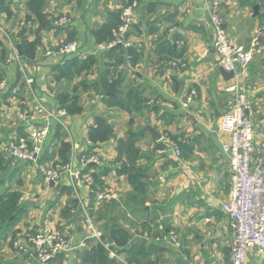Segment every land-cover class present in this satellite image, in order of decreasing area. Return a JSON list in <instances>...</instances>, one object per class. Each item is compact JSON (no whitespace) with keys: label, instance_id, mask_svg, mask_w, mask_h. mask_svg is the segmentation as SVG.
Returning <instances> with one entry per match:
<instances>
[{"label":"crops","instance_id":"obj_1","mask_svg":"<svg viewBox=\"0 0 264 264\" xmlns=\"http://www.w3.org/2000/svg\"><path fill=\"white\" fill-rule=\"evenodd\" d=\"M254 1L137 0L134 27L127 36L130 48L140 54L135 65L129 63L127 49L122 47L97 50L99 44L108 42L109 37L114 38L115 29L95 36L128 0H45L43 13L49 21L48 29H39L38 23L29 17L27 0L5 1L10 16L0 11V78L7 82V90L0 96V152L3 156L9 159L6 144L10 140L25 135L18 118L20 113L33 114L34 125L41 127L44 116L37 113L38 105L48 112H56L61 109L59 96L76 94L80 111L67 114L66 128L59 127L57 139L54 134L58 125H52L43 151H57L60 143H67L71 167L77 168L86 152L88 128L94 124L95 117L101 116L113 127L116 139L123 138L129 129L144 132L138 143L140 164L149 166L152 172L144 204L138 201L125 204L130 187L125 178L116 173V139L99 145L100 164L94 171L104 172L105 188L115 193L117 199L94 205L95 216H89L92 230L83 225L82 219L80 237L77 232L80 206L89 204V190L81 182L72 188L67 173L62 174L56 185L46 188L34 164L10 161L0 192L18 187L21 193L22 217L14 232H32L44 225L66 231L71 257L67 261L58 257L53 264L60 261L74 264L77 254L86 246L85 240L99 239L98 225L112 221L132 234L129 243L141 240L143 244L156 245L151 258L156 264H230L232 230L222 210L229 191L228 157L222 151L227 138L218 127L231 96L228 88L234 80H226L219 73L210 15L212 12L218 15L234 45L251 51L252 59L238 72V81L253 104L254 145L261 150L264 163V9L258 4L251 5ZM59 19H66L67 24L55 26ZM259 29H263V33L257 37ZM21 31L28 41L38 40L35 59H21L20 66L15 62L6 64L10 44L20 46L18 34ZM69 41L76 43L77 54L64 58L47 54ZM72 57L93 59L87 71L67 81L60 78L58 68ZM173 62L184 68H173ZM106 69L123 80L120 88L123 95L131 90L139 94V112L129 115L108 108L102 96L92 89V84ZM27 79L32 80L30 85ZM189 97L191 101L183 108ZM150 129L159 136L158 140L153 139ZM179 142L183 149L176 157L171 144ZM59 161V156L55 155L45 164L56 166ZM141 208L146 212L130 213L131 209ZM145 226L151 230L150 238L140 234ZM163 229L167 233L174 232L178 247L163 240L164 236L152 238ZM1 233L0 246L9 243L11 238L8 233L4 241ZM119 256L124 259L123 254ZM15 257L21 264H29L17 254ZM244 264H264V257L255 250H248Z\"/></svg>","mask_w":264,"mask_h":264},{"label":"built area","instance_id":"obj_2","mask_svg":"<svg viewBox=\"0 0 264 264\" xmlns=\"http://www.w3.org/2000/svg\"><path fill=\"white\" fill-rule=\"evenodd\" d=\"M137 0H128L121 9L120 24L115 31L114 38L97 46L98 51H106L116 47L128 49L131 43L127 39L135 20V9ZM211 26L214 32L213 48L218 57L219 66L226 72L233 74L234 83L228 88L231 96L227 103L226 111L220 118L219 131L226 136L227 140L222 145V151L228 157L229 168V191L226 201L222 204L224 214L229 218L232 235L229 242L230 264H244L246 252L255 250L264 257V163L261 150L254 145L253 118L254 109L247 91L238 81V72L243 71L252 59L251 51L241 46L234 45L228 38L223 24L214 12L210 15ZM66 19H59L55 26H64ZM263 29L256 32L259 37ZM8 39V37H7ZM10 42V41H9ZM10 44V43H9ZM55 58L71 57L77 54V45L74 41L62 44L57 50L47 52ZM15 62L21 65V57L18 55L16 45L10 44L6 54V64ZM173 68H184L178 62L171 63ZM26 83L30 85L31 79ZM7 90V82L0 78V96ZM191 98L186 99L183 108ZM39 115L44 116L41 127L33 123L34 115L20 113L19 120L24 126V136L10 140L6 144V152L12 164L17 162L32 163L40 173L46 188L56 185L63 173L68 174L71 187L81 182L93 194L95 206L110 203L117 199V195L106 188L94 191L92 172L83 174L82 171L88 166H97L100 159L97 154L98 148L86 154L92 146L88 136H85L86 152L81 157L77 168L71 167L70 158L65 165L48 166L39 162L43 153L44 141L49 134L53 124L66 128L67 112L58 109L56 112H48L41 105L36 109ZM174 156L179 157L180 151L176 144H171ZM22 198L19 199V203ZM88 205L81 204V214L84 226L92 230L88 214ZM163 240L169 241L178 247L173 231L168 232ZM12 249L18 256L29 264H53L58 258L68 260L71 257L69 237L63 229L44 225L32 232H15L10 239ZM111 258H115L122 264L126 263L114 251L105 245Z\"/></svg>","mask_w":264,"mask_h":264},{"label":"trees","instance_id":"obj_3","mask_svg":"<svg viewBox=\"0 0 264 264\" xmlns=\"http://www.w3.org/2000/svg\"><path fill=\"white\" fill-rule=\"evenodd\" d=\"M5 1L7 0H0V11H3L7 16H10L8 7L4 6ZM255 4H258L264 9V0H255L251 3V5ZM44 5L45 0H27L25 4L29 13V17H33V20L38 23L39 29H48L50 27L47 16L43 13ZM119 14L120 12L111 15L107 24L98 32H95V36L103 35L106 31L109 32L112 29H115L116 31L120 24ZM29 17L27 16V18ZM132 27H134V25H132ZM18 38L21 51L23 52V57L21 59L26 61L34 60L36 56L38 40L35 39L31 42L28 41L27 37L24 36V32L22 31L19 32ZM111 38L112 37H109L107 40L110 41ZM126 54L131 65L138 63L140 54L134 48H128L126 50ZM92 59L93 58L88 57L84 60H79L77 57H72L71 59L65 61L63 66L58 68L60 78L70 81L75 76H80L81 73L88 70ZM1 61H4L2 57ZM122 83L123 80L120 76H114V72L112 73L110 70L106 69L100 73L98 79L92 84V89L102 96L103 103L108 108H115L129 115L139 112V94L131 90L127 92V94L123 95L120 90ZM78 99L79 98L76 94L70 97L68 95L59 96V107L64 109L68 115H72L80 111V108L77 107ZM154 111L157 113L156 109H154ZM161 118H163V116H161ZM59 127L60 126L58 125L55 129L54 139H57L59 136ZM143 134L144 132L142 131L135 132L132 129H129L123 138L116 139L113 127L108 124L107 120L101 116L95 117L94 124L88 128L87 136L92 146L89 148L86 154H90L92 150L97 148L99 145L106 143L111 139H116L115 163L118 164L116 173L119 176H123L130 187L129 192L124 199L125 204H133L138 201L141 203V205H143L146 201L148 180L152 176V172L149 166H142L140 164L142 157L138 143L143 137ZM173 140L176 142L177 138H174ZM176 146L178 147L179 151L182 152V144L179 142L176 144ZM55 155H58L60 159L58 165L62 166L67 164L70 158V146L67 143L62 142L60 143V147L57 151H43L39 162L45 164L46 161L51 160ZM10 161L11 159L9 160L7 157L5 158L0 152V184L2 182L3 175L7 172V167ZM95 169H97V166H88L82 171L83 174L92 172L90 175L94 181V191L105 188L104 182L102 180L104 172L101 171L95 173ZM20 198L21 193L18 190H11L10 188H7L3 192H0V233L2 232V240L4 241L7 240L8 233L11 237L14 235L15 232L13 228L21 220L22 211L19 206ZM71 204L75 206L73 201H71ZM94 205L95 201L93 194H91L89 198V204L87 206L90 217L95 216V214L92 212ZM137 212L142 213L146 211L143 208L130 210L131 214H135ZM97 213L99 215L102 212ZM97 228L101 233L99 239H86V246L81 251H79L74 264H122L120 261L109 256L105 245H108L109 250L114 251L117 255L123 254L124 261L126 263L156 264L151 260L156 251V245H146L138 241L132 244L129 243L132 240V234L127 232L119 225H116L114 221L110 223L101 222V225H98ZM140 234L146 235L147 238H150L152 233L151 230L145 226ZM166 234V229H163L161 233L154 234L152 238L156 237L162 239V237ZM9 245L11 246L10 242ZM0 264L21 263L18 261H5L3 257L0 256ZM59 264H62V261H60Z\"/></svg>","mask_w":264,"mask_h":264},{"label":"water","instance_id":"obj_4","mask_svg":"<svg viewBox=\"0 0 264 264\" xmlns=\"http://www.w3.org/2000/svg\"><path fill=\"white\" fill-rule=\"evenodd\" d=\"M258 9H259V7L256 5L254 7V10L257 12ZM16 49H17L18 55L20 57H23V52L21 51L20 46H17ZM219 73L226 80H229V79H231L233 77L232 73H226L221 67L219 68ZM149 132L152 134V137H153L154 140H158L159 139V136H157L153 130L150 129ZM81 221H82V214L78 218V228H77V232L80 235V237L82 236V233H83V226H82ZM139 242L144 243V241H141V240Z\"/></svg>","mask_w":264,"mask_h":264},{"label":"rangeland","instance_id":"obj_5","mask_svg":"<svg viewBox=\"0 0 264 264\" xmlns=\"http://www.w3.org/2000/svg\"><path fill=\"white\" fill-rule=\"evenodd\" d=\"M3 177H4V175H3ZM0 190H2V189L0 188ZM14 190H18V187L14 188ZM0 250H1L0 251V256L1 257L3 256V259L5 261H16L15 254H17V253L12 249V247L9 245L8 242L7 243L5 242L3 245H1L0 246Z\"/></svg>","mask_w":264,"mask_h":264}]
</instances>
